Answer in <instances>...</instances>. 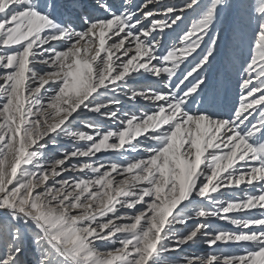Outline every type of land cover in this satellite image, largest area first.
I'll return each mask as SVG.
<instances>
[{
	"label": "snow or ice",
	"instance_id": "snow-or-ice-1",
	"mask_svg": "<svg viewBox=\"0 0 264 264\" xmlns=\"http://www.w3.org/2000/svg\"><path fill=\"white\" fill-rule=\"evenodd\" d=\"M0 264H264V0H0Z\"/></svg>",
	"mask_w": 264,
	"mask_h": 264
}]
</instances>
